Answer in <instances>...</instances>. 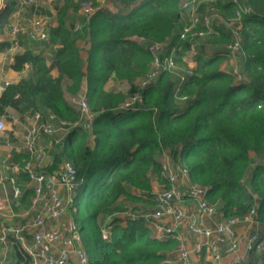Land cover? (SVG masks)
Returning <instances> with one entry per match:
<instances>
[{
	"label": "trees",
	"instance_id": "obj_1",
	"mask_svg": "<svg viewBox=\"0 0 264 264\" xmlns=\"http://www.w3.org/2000/svg\"><path fill=\"white\" fill-rule=\"evenodd\" d=\"M82 1L96 8L75 29L65 18L69 10H79ZM245 1L254 12L242 21L246 58L237 60L242 82L222 69L225 56L215 52L196 56L194 73L178 90L168 71L154 83L138 86L137 79L151 67L147 42L188 45L178 37L180 0H111L112 7L99 0H63L55 4L56 22L48 30L54 47L51 60L30 49L14 54L11 67L20 71L28 64L31 71L1 91L0 115L13 108L22 121L35 112L73 121L80 112L65 92L87 96L93 113L90 127H75L56 146L47 168L65 160L76 167L75 188L83 183V193L77 195L74 188L68 210L91 264H158L175 248V238H155L142 223L117 214L127 206L133 211L156 206L149 198L153 180L169 185L161 169L164 151L175 164H185L192 182L207 186L208 200L218 202L223 215H241L256 205L264 223V0ZM215 6L224 16L233 13L231 1L217 0ZM16 9V0H6L0 9V32ZM216 29L207 43L227 42L229 31L222 25ZM10 44L0 40V50ZM110 79L126 82L127 89L106 88ZM137 91L142 98L135 108L119 107ZM22 158L28 154L12 152L11 160ZM28 180L26 173L18 175L19 184ZM21 190L18 203L28 206L33 188ZM105 215L112 216L107 238L100 221ZM14 259V264L30 263L16 246ZM198 264L209 263L202 257Z\"/></svg>",
	"mask_w": 264,
	"mask_h": 264
},
{
	"label": "built area",
	"instance_id": "obj_2",
	"mask_svg": "<svg viewBox=\"0 0 264 264\" xmlns=\"http://www.w3.org/2000/svg\"><path fill=\"white\" fill-rule=\"evenodd\" d=\"M217 0H180L182 23L178 32L179 40H188V45H170L166 41H150L147 47L152 55L151 67L145 76L137 79L139 87L154 83L158 76L168 71L175 77L174 89L194 73L195 58L202 53L207 39L217 34V27L224 26L229 31V40L223 44L222 54L233 60L226 71L235 82H242L243 74L236 60L245 59L246 51L242 47V21L254 10L245 0H228L233 4V13L224 16L215 6ZM37 0H16L17 11L21 7H36ZM91 1L80 3V12L88 18L95 10ZM81 22H75L74 28H80ZM10 46L8 52L13 55L20 46L19 34L24 33L31 40H47L48 24L44 17L35 13L19 15L9 24ZM144 41L143 38H138ZM10 84L0 79V92ZM142 98L139 91L125 98L119 105L122 109H133ZM184 98V97H183ZM73 106L79 110V117L73 121L57 117L49 112L46 117L40 112L32 114V121L25 128L23 151L28 159L23 163L10 160L6 155L0 159V167L6 172L5 181L10 186V199L19 205L21 186L17 181L20 173L28 175L33 188V196L28 207L29 218L23 223L10 221L15 212L7 210V204L0 198V242L10 237L16 247L30 258L29 264H68L76 260L79 264H91L85 252L78 225L68 211L73 190L77 184V170L70 161L60 162L50 170L42 162L45 156L40 139L46 136L49 144L60 146L79 126L88 129L93 113L89 109L85 92L73 99ZM5 122L0 117V136ZM4 144L14 148L9 138ZM161 169L169 185L153 189L150 199L156 206L151 210H129L117 213L123 220L142 223L155 238L171 236L176 240L175 248L169 255L160 259L158 264H198L203 257L209 264H224L225 256H230L228 264H241L244 254L240 250V235L237 225L246 229L245 249L262 254L264 258V223L260 222L256 205L241 215H223L218 202L207 198V186H201L190 180L185 164H175L166 151L163 152ZM69 212V213H68ZM217 216V218H216ZM112 216H108V221ZM206 220H212L207 223ZM103 224L101 232L107 238L109 231ZM190 235L194 237L189 241ZM0 264H7L0 260Z\"/></svg>",
	"mask_w": 264,
	"mask_h": 264
},
{
	"label": "crops",
	"instance_id": "obj_3",
	"mask_svg": "<svg viewBox=\"0 0 264 264\" xmlns=\"http://www.w3.org/2000/svg\"><path fill=\"white\" fill-rule=\"evenodd\" d=\"M62 1L63 0H37V3H36L37 5L35 8L23 6L21 7L20 12L15 10L13 14L11 15L10 23L14 22L19 15L35 13V14H38L44 17L45 21L48 24V30H49L50 26L54 25L56 22L55 4L57 2L61 3ZM99 2L100 4L106 5L108 7H112L111 0H99ZM5 3H6V0H0V9L5 6ZM83 18L85 17L80 12V10H77V11L69 10L67 12L65 21H66V24L69 26L71 23L74 24L75 22H78V21L81 22ZM8 25L2 32H0V40H10V31H9ZM19 41H20V46L17 52L24 51L25 49H30L33 52H36L38 54H42L43 56H45L48 62L51 60L54 47L48 42V39L47 40H31L27 37L26 34L21 33L19 34ZM223 44L224 43H219V44L215 43V45L213 44L207 47L204 46L205 48L204 47L202 48L201 55L203 57H210L215 52L222 53ZM14 54L11 55V53L8 52L7 48L0 50V79L9 80L10 83H16L21 78L27 77L29 75V72L31 71V66L28 64L20 71L14 70L11 67ZM232 61L233 60H228L225 58L221 64L222 69L226 71L229 68V65L232 63ZM55 72H56L55 70L52 71L53 74H55ZM64 83H67L66 79L64 80ZM3 116H10L11 119H6L5 134H1L0 136V159L6 155H9L10 156L9 158L11 160V155L13 151L17 153H24L23 135H24L25 130L23 127H20V125H22V120L18 118L19 115L13 108H8L6 115L5 114L0 115V117H3ZM26 116H29V115H26ZM5 138H9L12 141L14 148L10 149L8 146L4 144ZM44 138L45 137H42L40 139L41 143H43L41 144V146L43 145H45L46 147L48 146V152L47 151L45 152V156L42 158V162L44 164H47V167H48V165H51V162L53 160V153L56 151V149L54 148V146L49 144L48 138L47 139H44ZM11 161H14V160H11ZM14 162H19V161H14ZM5 175H6V172L0 167V198L4 202L7 203L10 197V186L4 179ZM20 184H21V188L31 185L28 181L26 182L21 181ZM8 206L10 205H7L6 207L7 210H11L15 212L13 208H10ZM15 207L17 210L18 208H21L22 206L16 205ZM16 214L19 215L17 212H15V215ZM23 222L24 221L22 220L21 223ZM206 222L212 223V220H206ZM237 231L241 237L240 250L245 255L244 260L241 264H264V258L262 254L255 253L252 251H247L245 249V238H246L245 226L242 224L237 225ZM193 240H194V237L190 235L189 241L193 242ZM15 246L16 245L13 242V239L11 237L7 239V241L4 243L0 242V260H6L7 264H14ZM229 260H230V256L229 255L225 256L223 263L228 264ZM68 264H79V263L76 260H71L68 262Z\"/></svg>",
	"mask_w": 264,
	"mask_h": 264
},
{
	"label": "rangeland",
	"instance_id": "obj_4",
	"mask_svg": "<svg viewBox=\"0 0 264 264\" xmlns=\"http://www.w3.org/2000/svg\"><path fill=\"white\" fill-rule=\"evenodd\" d=\"M79 43H80V45H82V44H84V41L82 42V41H79ZM211 45H213V44H207L206 45V47L207 46H211ZM210 48V47H209ZM107 85H106V87L108 88V87H110V88H114L115 90H123V91H125L126 89H127V83L126 82H121V81H117V80H109L108 81V83H106ZM81 94V93H80ZM79 96V95H78ZM78 96H73V95H71L69 92H65V97H66V99H67V101H69L72 105H73V99H76ZM3 119H4V122H5V124H6V116H3L2 117ZM32 115H29V116H26L25 117V120H23L22 121V125H20V127H23L24 128V130H25V128L27 127V125L29 124V122H31L32 121ZM5 129H6V127H5ZM5 129H4V131H3V134H5ZM45 138L44 139H47V137L46 136H44ZM40 144H43V143H41V141H40ZM50 146V145H49ZM43 148H44V151L46 152H48V146L46 147L45 145H43ZM26 159H28V158H22L21 160H19L21 163H23ZM161 186V184L158 182V181H156V180H153V182H152V189H158L159 187ZM74 191V190H73ZM75 191H76V193H77V195H79V196H81L82 195V193H83V183H79L78 185H77V187L75 188ZM7 204H9L10 206H8V207H10V208H13V210L15 211V212H17L19 215H14L13 217H9V219H10V221H14V222H16V223H21L22 222V220L23 221H26L28 218H29V212H28V207L27 206H24V207H21V208H18L17 210H16V207L13 205V203L11 202V199H10V197H9V199H8V201H7ZM12 206V207H11ZM15 207V208H14ZM130 209H132V208H130V207H126V210L125 211H123L124 213L125 212H128ZM69 211V210H68ZM69 213V212H68ZM100 221H101V223L102 224H105L107 221H108V216H103V217H100Z\"/></svg>",
	"mask_w": 264,
	"mask_h": 264
},
{
	"label": "water",
	"instance_id": "obj_5",
	"mask_svg": "<svg viewBox=\"0 0 264 264\" xmlns=\"http://www.w3.org/2000/svg\"><path fill=\"white\" fill-rule=\"evenodd\" d=\"M9 26V25H8Z\"/></svg>",
	"mask_w": 264,
	"mask_h": 264
}]
</instances>
